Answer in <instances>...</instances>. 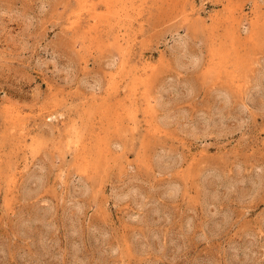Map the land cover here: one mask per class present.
Listing matches in <instances>:
<instances>
[{
  "label": "rangeland",
  "instance_id": "1",
  "mask_svg": "<svg viewBox=\"0 0 264 264\" xmlns=\"http://www.w3.org/2000/svg\"><path fill=\"white\" fill-rule=\"evenodd\" d=\"M0 264H264V0H0Z\"/></svg>",
  "mask_w": 264,
  "mask_h": 264
},
{
  "label": "bare ground",
  "instance_id": "2",
  "mask_svg": "<svg viewBox=\"0 0 264 264\" xmlns=\"http://www.w3.org/2000/svg\"><path fill=\"white\" fill-rule=\"evenodd\" d=\"M111 2H113V1H111Z\"/></svg>",
  "mask_w": 264,
  "mask_h": 264
}]
</instances>
